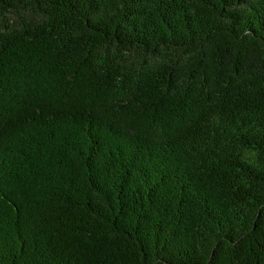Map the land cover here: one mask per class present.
I'll return each instance as SVG.
<instances>
[{
  "label": "trees",
  "instance_id": "obj_1",
  "mask_svg": "<svg viewBox=\"0 0 264 264\" xmlns=\"http://www.w3.org/2000/svg\"><path fill=\"white\" fill-rule=\"evenodd\" d=\"M0 264H264V0H0Z\"/></svg>",
  "mask_w": 264,
  "mask_h": 264
}]
</instances>
